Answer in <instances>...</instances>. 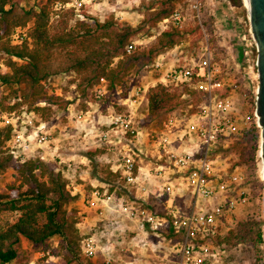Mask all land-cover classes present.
Wrapping results in <instances>:
<instances>
[{"label":"built area","instance_id":"1","mask_svg":"<svg viewBox=\"0 0 264 264\" xmlns=\"http://www.w3.org/2000/svg\"><path fill=\"white\" fill-rule=\"evenodd\" d=\"M111 1L69 0L58 2L55 10L73 9L76 17L82 20L85 19L84 12L93 15L90 8ZM124 1L115 0L117 3ZM184 4L178 3L175 12L159 22L158 34L172 27L184 30L196 23L202 26L206 18L217 22L219 8L223 5L231 12L236 9L231 0H187ZM40 7L36 6V9ZM243 22L244 31L238 36L242 47L241 64L237 61L234 43L226 41L223 36H216L218 46L223 50L220 51L223 56L216 59V49L203 29L205 36L200 40L194 57L181 60L183 43L172 50L178 57L173 62L169 56L160 54L147 66L149 70L145 69L151 76L146 78L142 72L133 74L127 85L120 88L117 107L106 113L100 111V101L109 94L105 78H101L92 90L97 105L89 104L86 109H73L72 104L68 106L71 121L79 128L80 137L89 149L105 146L109 150L121 146L119 162L112 169L119 172L128 185L151 194L148 184L138 174V161L146 155L166 161L167 164L156 166L157 176L170 169L178 180L157 187L156 196L167 195L163 214L152 212L143 202L117 196L106 186H101L103 189L93 187L84 201L89 214L87 211L80 213L81 219L77 222L82 236V252L87 257L101 255L105 264L115 262L114 244L104 245L96 234L87 229L91 212L97 217L113 215L118 219L133 220L157 234L170 230L180 233L181 239L172 241L174 254L166 264H226L229 250L224 244L216 243L217 237L232 229L242 219V214L246 219L254 218L264 223V197L254 196L245 171L239 167L230 171L229 166L220 162L221 152L243 133L256 127L260 132L256 115L258 53L248 12ZM25 40L31 41L28 27L16 28L11 43L22 44ZM135 45L133 42L128 51ZM0 66L3 67L2 64ZM233 67L237 68L239 78L233 73ZM158 84L170 88L189 84L199 92L201 101L194 113L173 111L161 127L155 126L151 133H143L139 123L146 117L148 91ZM186 96L183 95L184 98ZM5 128H11V136L3 149L19 163L36 157L47 160L44 153L47 149L52 145L55 150L61 148V137L55 136L50 122L43 120L34 110L8 111L0 105V130ZM146 134L148 142L144 140ZM73 189L71 192L77 194L78 190ZM185 191L190 197L188 208L175 203L177 196ZM262 232L264 245V224Z\"/></svg>","mask_w":264,"mask_h":264},{"label":"trees","instance_id":"2","mask_svg":"<svg viewBox=\"0 0 264 264\" xmlns=\"http://www.w3.org/2000/svg\"><path fill=\"white\" fill-rule=\"evenodd\" d=\"M68 1L46 0L36 9L22 8L19 0H0V64L3 65L0 66V89L2 86L10 88L9 93L0 95V105L4 110L26 108L34 110L43 120L50 121L54 106L65 112L69 105L63 95L49 92L46 82L50 78L65 73L75 74L76 89L84 96L101 78H105L111 94L125 87L133 74L152 63L162 52L174 48L187 34L197 33L193 41L197 43L205 36L203 29L216 49L215 58L223 56L211 18L204 19L203 27L198 23L184 30L172 27L161 32L149 48L133 47L128 51L139 33H147L156 27L175 12L178 3L184 4L187 0H151L146 6L142 4L141 7L146 8L147 12L138 26L119 21L113 14L101 19L84 12L85 19L81 20L73 9L55 10L58 2ZM231 1L238 8L243 7L242 0ZM18 27H28L30 42L11 43V36ZM234 51L241 64L242 47L238 39H234ZM238 84L241 85V82ZM109 94L104 97L105 100ZM183 95L192 98L189 100L192 104L189 112L194 113L201 97L189 84L176 88L162 84L151 87L145 121L161 127L171 112L187 102ZM42 102L46 105H41ZM10 136L11 128L0 130V174L16 161L2 149ZM107 151L105 146L90 148L86 155L101 166L97 160ZM259 151L260 132L257 127L243 133L224 150L226 154L232 153L237 157L230 171L237 166L243 167L248 182L253 186L254 196L261 198L264 182L258 174L261 160ZM14 178L8 190L2 191L0 186V218L7 211L15 215L14 219L0 221V264H8L18 258L22 239L37 247L43 245V249L48 250V241L55 236L61 237L60 247L65 252L62 261L54 264H97L85 254L88 261L82 258L77 210L68 208L79 196L68 189V178L63 171L51 167L47 160L36 157L16 166ZM98 180L110 185L111 191L125 183L122 175L113 171L110 164L104 165ZM165 236L172 241L181 239L180 233L173 230ZM262 241L261 221L254 218L239 220L226 234L216 239L217 244L226 247L251 245L257 252ZM259 259L256 258V263Z\"/></svg>","mask_w":264,"mask_h":264},{"label":"rangeland","instance_id":"3","mask_svg":"<svg viewBox=\"0 0 264 264\" xmlns=\"http://www.w3.org/2000/svg\"><path fill=\"white\" fill-rule=\"evenodd\" d=\"M19 1H20V6L22 8H30V7L36 8V6L39 5L41 6L46 0H19ZM242 1H243V5H242L243 7L238 8L236 6L235 11L233 12H231L225 5L219 8L220 11L218 14L219 15L218 20L217 22L214 21L215 35L223 36L226 41L231 40L233 43L235 38L238 39V36L244 31L245 26L243 20L244 18H246L248 12L244 0ZM112 2H114L115 4L117 3L115 2V0H112ZM149 2H151V0L132 1V3L129 6L131 13L135 11L133 14L134 18L132 17L130 19H125V20L122 18L120 19V15H117L115 11L105 13L103 18L101 17L99 18L104 19L105 17L113 14L119 21L128 22L132 26H138L141 24L147 12V9L142 8L141 6L142 4H145L146 6ZM54 17L55 16H53V18ZM158 35L159 34H158V25H157L156 27L151 28L147 33H145L144 31L139 33L133 39L132 43L134 42L136 44L135 45L136 47L149 48L152 44L156 42ZM197 36H198L197 33L187 34L185 38L180 42L183 43L181 47L182 53H180L181 60H183L184 58L186 60H190L192 57L196 55V50L201 40L200 39L197 43H193V41L196 39ZM167 51H170V49L162 53L167 55L166 54ZM173 57L176 58L177 56L173 55L172 52L168 58L172 59ZM152 63H150L149 65H151ZM147 66H145L141 71H139L142 72V74L146 78L149 77L150 75L149 72L147 71L145 72V69L149 70ZM233 73H235L237 78H239V74H238L239 72L236 67H233ZM74 80H76L75 74L65 73L50 78L46 82V86L48 87L49 92H55L59 95H63L65 100L69 101V105L72 104L71 107L73 109H84L85 105L88 108L89 103L87 100H89V102L92 103L93 102L95 103L96 100L94 93L92 91L93 88L89 89L88 94L84 96L76 89V84L74 83ZM9 92H10V88L7 86H2L0 89V95L7 94ZM119 98H120V88H118L117 91H115L114 93L109 94L107 100L103 98L100 101L99 103L100 111L106 113L110 108L114 106L117 107ZM186 99L187 102L176 110L178 113L189 111V109L191 108L192 104L191 101L189 100H191L192 98L190 96H186ZM50 121L53 125L56 126V128L59 131L58 135H60L61 137L60 138L61 148L58 151L55 150L54 146L52 145L51 146L52 148H49L46 150V152H44L45 156L47 157V163L51 167L61 169L63 171V174L68 178L69 190L74 191L73 189L74 186H76L78 183L85 182L87 183V185H85L86 191L87 192L91 191L93 188L89 180L91 178L98 180V177L102 172V168H104V165L106 164H110L111 168H114L113 165L119 162V157H120L119 148L121 146H117L115 148L109 149L106 152V154L99 157L97 160L98 162L101 163V166L97 165L96 162L91 161L89 158L88 159L84 158L85 156H87L86 151L89 149V147L88 145H86L85 141L83 140V137L82 136L80 137L81 134L79 128H77L75 124L71 121L69 111L66 110L64 112L63 110L59 109L57 106H54V113ZM139 124L141 131H143V133H151L152 129L156 126L155 123L145 121V118L141 120ZM54 135H56V133H54ZM144 140L146 142L149 141L147 134L144 135ZM151 140L152 139L150 137V141ZM59 152H62V154L58 156L64 155L65 157L67 156V158L74 156L75 159H71L72 166L70 169L67 166L68 165L67 161H65V163H59V157H57L56 155V153ZM221 155L222 156L220 158V162L222 163V165H227L229 167H231L232 163L237 159L236 155L232 153L226 154L224 150L221 152ZM150 158H153L152 161L156 162V157L149 156V159ZM154 162H152L153 168L156 167ZM19 164H20L19 162L15 161L14 165L11 168L7 169L6 171L0 174V186L2 191L8 190V185L12 184L15 181L14 174L16 172V166H18ZM261 164L262 162L260 160L258 164V174L260 178L262 175ZM237 167L245 171L243 167L240 166ZM102 186H106L110 192H113L117 196L124 197L125 199L130 201L137 200V198L135 197L136 188L134 186L128 185L126 182L123 183V186L122 187L120 186V188L114 187L112 191L110 190L111 188L110 185L103 184ZM98 187L102 188L101 186ZM262 197H264V189H263ZM158 200H154L155 205L153 206H149V204L146 203L145 204L147 207L151 209L152 212L163 213L165 207L164 202H162V200L160 201ZM83 203L84 202L81 199H77L71 202L70 205L68 206L69 210L71 209L77 210V216H76L77 221L81 219L78 211L80 210L85 211V208H83L84 207ZM179 205L184 208H188L190 202L180 203ZM90 215L92 216L91 218L94 220V224H95L92 225V227L90 226L92 228L93 233H95L102 240V243L104 245L108 243H112L114 244L117 250H120V257H121L120 263H123V260L125 262H128L131 260L134 261V259H136V261H140L141 259L148 258V259H153V261L156 260L157 264H166L168 262V259L171 258L172 255L174 254V248L172 244L170 245L168 241L164 240V237H166L165 234H167L169 231H164L162 232V234H157L147 226L143 227L140 223L126 218L120 217L118 219L115 216H111V215L110 216L108 215L109 217H97L94 214V212H91ZM6 218L14 219L15 215L7 211L5 213H2L0 221H4V219ZM101 218L103 219L101 220ZM241 218L246 219L243 214L241 215ZM263 224L264 223L261 221V233H263L262 232ZM60 240L61 237L59 236L52 237L48 241L50 245L49 249L44 250L43 245L37 247L31 244L30 242H28L27 240L22 239L19 244L18 258L8 264L59 263L62 261L63 253L65 252V250L60 247ZM227 248L229 250V257L228 260L226 261V264H264L263 241L260 244V251L258 252L255 249H253L251 245H247V244H239L237 246L227 247ZM258 257L260 259L258 260V263H256V258L258 259ZM82 258L84 259L85 262H87L89 259L84 256V253L82 254ZM91 260L96 262L97 264H105L104 259L101 255Z\"/></svg>","mask_w":264,"mask_h":264},{"label":"crops","instance_id":"4","mask_svg":"<svg viewBox=\"0 0 264 264\" xmlns=\"http://www.w3.org/2000/svg\"><path fill=\"white\" fill-rule=\"evenodd\" d=\"M132 1L133 0H125L124 2H122V3H114V2H110L109 4H101V5H99V6H97L96 8H90L91 9V12H92V14L93 15H96L97 17H101V18H103V16L105 15V13H109V12H111V11H115L116 13H117V15H120L121 16V18L122 19H130V18H132L133 17V14H134V12H132L131 13V11H130V4L132 3ZM100 11V12H99ZM92 15V16H93ZM120 18V19H121ZM134 18V17H133ZM236 39V38H235ZM172 50L173 49H170V51H167L166 52V56L168 57V56H170L171 55V53H172ZM169 54V55H168ZM178 57H176V59H177ZM175 59V57H173L172 59H170V61L171 62H173L174 60H176ZM127 85V84H126ZM88 101V103L89 104H92V105H97L98 103H97V100H95V103L93 102H89V100H87ZM145 109H147V105H146V107H145ZM48 122H50V124L51 125H53L52 123H51V121H48ZM53 130L55 131V133H56V135L55 136H58V134H59V131H58V129L56 128V126L55 125H53ZM62 130V129H61ZM60 136V135H59ZM43 152H41V154H42ZM60 154H62V152H59V153H56V155H57V157H59V163H65V161H67V166H68V168L70 169L71 168V166H72V164H71V159H75L74 158V156L73 157H70V158H67V156L65 157L64 155H61V156H58V155H60ZM70 156V155H69ZM85 159H88V157L87 156H85L84 157ZM68 159V160H67ZM153 160V158H150L149 159V156L148 155H146V156H142V157H140V159H139V161H138V165H139V171H138V174L140 175V178L145 182V183H147L148 184V186H149V188H150V193L151 194H147V193H143V192H140L139 190H135V197L137 198V201H139V202H143V203H146V204H149V206H153V205H155L154 204V200H158V201H160V200H162V202H164V210H163V212L165 211V209H166V199H164V198H167V195L163 198V197H159V196H156L157 195V187L158 186H162V185H164V184H166V183H169V182H173V183H176L178 180L176 179V176L173 174V171L172 170H170V169H167L165 172H164V175H162V176H157L156 174H155V172H156V167L155 168H153V164H152V162H154V161H152ZM74 161H76V160H74ZM157 162V163H156ZM156 162H154L155 163V165L158 167V165L159 164H167L166 163V161L165 160H158L157 158H156ZM74 163V162H73ZM113 167L115 168V164L113 165ZM90 181V184H91V186H92V188L93 187H95V186H102L104 183L103 182H101V181H99V180H97V179H90L89 180ZM97 183V184H96ZM85 185H87V183H85V182H81V183H78L76 186H74L73 188H76L77 190H78V195H79V198L78 199H81L83 202L85 201V195L86 194H89L90 193V191L89 192H87L86 191V187H85ZM184 202H190V197H189V194L185 191V192H181L178 196H177V198H176V200H175V203L177 204V205H179L180 203H184ZM84 205V207L83 208H85V211H87V207L85 206V203H83ZM180 206V205H179ZM182 207V206H181ZM79 212V214L80 213H82V212H84V210H80V211H78ZM88 212V211H87ZM108 213V212H107ZM162 213V212H161ZM161 213H158V214H161ZM88 214H89V212H88ZM109 214V213H108ZM106 215V214H105ZM110 216V215H109ZM109 216H106V217H109ZM111 216H113V215H111ZM92 216L90 215L89 216V222H90V224L87 226V229L88 230H90V232L91 233H93V231H92V225H95L94 224V220L91 218ZM95 217V216H94ZM100 219V218H99ZM103 218H101V220H102ZM91 226V227H90ZM94 230H97V229H94ZM95 234V233H94ZM164 240H166V241H168V243L171 245L172 244V246H173V242H172V240L171 239H168V238H166V237H164ZM113 257H114V260H115V262H114V264H130V263H132V264H157L156 262V260H154L153 261V259H141L140 261H136V259H134V261H128V262H125L124 260H123V263H120V259H121V257H120V250H115V252L113 253ZM170 259V258H169ZM168 259V260H169Z\"/></svg>","mask_w":264,"mask_h":264},{"label":"water","instance_id":"5","mask_svg":"<svg viewBox=\"0 0 264 264\" xmlns=\"http://www.w3.org/2000/svg\"><path fill=\"white\" fill-rule=\"evenodd\" d=\"M248 3L249 8L247 10L258 53L256 67L259 74V86L256 98V115L260 127L259 155L263 164L261 178L264 181V0H248Z\"/></svg>","mask_w":264,"mask_h":264},{"label":"bare ground","instance_id":"6","mask_svg":"<svg viewBox=\"0 0 264 264\" xmlns=\"http://www.w3.org/2000/svg\"><path fill=\"white\" fill-rule=\"evenodd\" d=\"M244 2H245V5L247 6V8H249L248 0H244ZM262 171H263V164H261V174H262Z\"/></svg>","mask_w":264,"mask_h":264}]
</instances>
